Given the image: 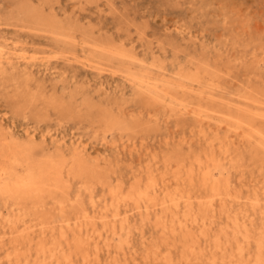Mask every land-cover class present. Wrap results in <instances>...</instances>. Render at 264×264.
I'll use <instances>...</instances> for the list:
<instances>
[{"label": "rangeland", "instance_id": "1", "mask_svg": "<svg viewBox=\"0 0 264 264\" xmlns=\"http://www.w3.org/2000/svg\"><path fill=\"white\" fill-rule=\"evenodd\" d=\"M97 44L123 47L148 65L163 63L168 74L179 67L185 72L199 68L204 73H216L218 90L236 98L233 94L248 87L264 89V0H0V172L21 169L9 159L13 140L30 144L37 164L47 155H66L63 177L70 197L82 199L91 215H97L98 231L109 238V231L99 219L101 213L111 210L113 201L105 183L115 189L121 186L126 195L133 183L146 182L151 170L162 186L175 170L166 168V161L184 160L189 165L192 150L199 154L208 149L209 142H214L216 148L218 142L211 130L215 124L204 128V136L201 126L189 115L180 111L171 114L164 109L148 111L137 92L116 72L124 64L103 57L96 51ZM8 57L12 58L9 63ZM92 60L110 65L109 71L95 72L89 66ZM33 97L40 100L34 103ZM72 98L76 99L78 113L61 112L49 102ZM88 106L98 110L99 115L107 111L121 116L127 130H114L100 120L93 121ZM226 143L232 154L225 156L218 150L221 168L231 172L234 193L238 191L236 194L245 202L247 192H252L251 183L262 187L257 173L259 162L250 160L251 147L245 146L240 137L233 142L228 138ZM77 152L89 175L78 173L74 163ZM243 169L245 188L238 184ZM87 186L95 188V211ZM45 203L36 215L31 209V215L23 216L21 211L12 212L13 207H7L0 198V214L16 217L19 230L32 233L39 230L37 224L44 216H57L55 201L46 197ZM120 205L122 217L128 210L132 226V256L142 264L147 253L143 236L147 242L159 236L132 203L128 207L124 202ZM235 207L241 217L244 214L253 218V211L245 212L243 205ZM68 212L72 214L73 210ZM206 216L212 219V213ZM220 216L214 231L225 221ZM1 220L0 233L4 232ZM114 223L109 219L108 228ZM223 225L226 228L228 223ZM116 240L111 243L110 253L101 244V264H124V253L130 258L132 252L125 244L119 251L114 250ZM3 258L1 251V264ZM30 258L34 264V250Z\"/></svg>", "mask_w": 264, "mask_h": 264}, {"label": "bare ground", "instance_id": "2", "mask_svg": "<svg viewBox=\"0 0 264 264\" xmlns=\"http://www.w3.org/2000/svg\"><path fill=\"white\" fill-rule=\"evenodd\" d=\"M29 8L30 6L28 10ZM95 46L103 57L124 64L119 65L116 72L121 73L126 83L137 92L148 111L164 109L171 114L178 115L180 111L189 115L201 126L204 136V128L215 124L211 130H214V141L218 142V147L214 142H209L208 149L199 154H194L192 150L189 165L184 160L166 161L165 167L175 170L173 176L163 182L162 186L157 183L159 181L151 170L146 182L139 180L133 183L126 195L121 186L115 189L105 183L113 201L111 210L107 209L110 206L106 207V213H101L99 217L109 231V238H104L98 231L97 215H91L80 197L73 200L68 193L63 177L67 156L59 154L58 160L56 155H47L48 158L37 164L33 147L13 140L9 149L11 156L8 157L12 164L21 169L11 173L8 170L0 172V198L7 207H13L12 212L21 211L22 215L25 214L23 216H27L32 214L31 209L36 215L39 209L45 207L46 197H51L56 204L57 216H44L46 218H42L37 224L39 230L29 233L19 230L16 217L11 219L2 212L0 217L2 224L4 222V232L0 233V252L4 254V264H31L32 250L36 255L34 264H101V244L110 253L111 243L115 238L118 239V245H113L115 251H119L125 244L132 252L129 254L130 258L126 253L123 254L124 264H141L139 259L132 256V226L127 209L126 215L122 217L121 202L126 207L132 203L138 215L148 219L159 236L152 242H147L143 236L142 245L147 253L143 255L145 261L142 264H264V89L257 91L248 87L233 94L236 98L226 96L218 90L216 73H204L199 68L185 72V68L183 70L179 67L176 72L168 74L163 63L152 62L148 65L145 59L138 58L123 47ZM11 60L8 57L7 63ZM90 62L91 69L99 74L109 71L110 65L104 66L99 60ZM33 98L34 103L40 100L39 97ZM49 102L55 104L61 112H77L75 98L69 101L51 99ZM88 108H91L93 121L100 120L103 125L112 126L114 130H127L125 123L120 120L121 116L116 117L107 111L99 115L98 110L91 106ZM135 125L138 126V123L135 122ZM222 131H225L224 135L221 134ZM235 137H240L245 146L250 145V160L255 163L258 159L259 162L257 173L262 187L251 183L252 192H247L245 202L242 201L243 196L236 194L238 191L234 193L231 172L221 168L218 153L219 150L225 156L232 154L226 140L229 138L233 142ZM1 147L0 141V150ZM80 158L81 153L77 152L74 163L79 167L78 173L89 175V171L81 165ZM233 166L235 168V164ZM241 172L238 184L245 188L246 169ZM252 172L255 173L256 170ZM98 176L97 179L101 180V175ZM54 189L55 193L52 192ZM86 189L95 211V188L87 186ZM241 205L247 209L245 212L253 211L252 219L244 214L241 217L234 209ZM27 206L31 208L26 212L29 208ZM69 210H73V213L68 212ZM211 213L212 219L209 221L206 215ZM219 214L228 226L225 228L223 223L214 231V227H218L216 219ZM59 215L60 219H56ZM256 216L261 223L256 220ZM109 219L115 222L110 229L107 226ZM134 255L137 256L135 253Z\"/></svg>", "mask_w": 264, "mask_h": 264}]
</instances>
